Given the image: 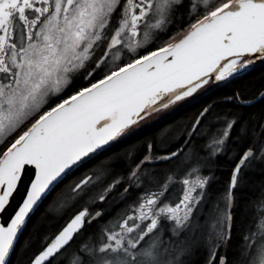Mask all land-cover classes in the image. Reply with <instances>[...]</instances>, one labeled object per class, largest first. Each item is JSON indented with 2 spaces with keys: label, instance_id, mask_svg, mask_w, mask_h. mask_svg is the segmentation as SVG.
<instances>
[{
  "label": "flooded vegetation",
  "instance_id": "obj_1",
  "mask_svg": "<svg viewBox=\"0 0 264 264\" xmlns=\"http://www.w3.org/2000/svg\"><path fill=\"white\" fill-rule=\"evenodd\" d=\"M84 1L90 2L0 0V94L17 87L23 65L30 59L39 85L64 83L63 91L48 94L23 124L120 69L114 68L113 61L122 46L114 38L121 25L133 35H139L145 25H156L160 35L182 33L192 21L237 0H171L163 12L157 7L159 0H101L102 5L109 2L96 10L105 19L101 28H87ZM71 17L72 28L65 22ZM262 64L148 111L68 171L34 209L45 203L50 218L64 215L61 226L47 236L35 256L76 214L85 212L82 228L46 264H249L251 249L264 236L263 188L242 207L244 225L236 258H230V250L239 197L248 191L249 178L264 165V121L238 152L231 144L239 120L234 115L215 112L213 103L186 121L181 115ZM263 93L251 103L263 99ZM237 102L251 105L240 98ZM152 131L153 136L138 142ZM247 134L243 125L239 136ZM249 150L253 154L239 167ZM189 151L192 158L185 161ZM220 161L229 167L228 179L222 177ZM63 182L66 185L60 186ZM172 227L175 233L170 232Z\"/></svg>",
  "mask_w": 264,
  "mask_h": 264
},
{
  "label": "water",
  "instance_id": "obj_2",
  "mask_svg": "<svg viewBox=\"0 0 264 264\" xmlns=\"http://www.w3.org/2000/svg\"><path fill=\"white\" fill-rule=\"evenodd\" d=\"M243 1L237 0L212 14L175 44L137 60L67 99L41 117L12 145L0 161V264L8 263L29 215L44 195L83 159L156 107L143 110L129 107L122 113H116L117 110L169 83L202 76L206 66L220 59L264 52V0L238 7ZM218 14L226 15L208 25ZM238 61L234 67H240L239 70L208 80L220 82L264 58L250 62L243 57ZM263 97L264 93L260 98ZM99 119L109 120L92 129L80 147L64 158L59 157L61 145L71 133ZM252 154V150L247 151L239 167ZM84 216L85 212L76 214L30 264H46L63 250L82 228Z\"/></svg>",
  "mask_w": 264,
  "mask_h": 264
},
{
  "label": "trees",
  "instance_id": "obj_3",
  "mask_svg": "<svg viewBox=\"0 0 264 264\" xmlns=\"http://www.w3.org/2000/svg\"><path fill=\"white\" fill-rule=\"evenodd\" d=\"M205 18L196 19L192 21L190 27L182 33H165L161 34L155 42L149 46L141 54L152 53L166 46L172 45L182 39L186 34L193 30L201 21ZM141 55V56H142ZM140 57L136 56L131 62H134ZM243 61V60H242ZM210 83H207V87L210 88ZM264 91V64L255 68L251 72L245 75L237 77L234 79L232 84L217 90L213 95L207 98L206 101L198 104L197 107L188 109L182 113L181 116L185 118H193L196 116L197 112L206 104H212L213 109L218 112L227 113L228 115H234L239 120L233 128L232 132V146H235L238 152H241L251 141V137L254 138L256 132L260 128V124L264 121V98L254 102L258 95ZM230 98L231 102L223 101ZM237 98L242 100V103L250 102L251 105H241L237 102ZM45 114V112H40L34 115L29 122L21 125L16 131H14L7 139H5L0 145V159L4 156L7 150L23 135H25L29 129ZM247 127L248 134L243 138L239 136L240 129L242 126ZM258 129V130H257ZM154 131L150 132L139 138L138 142L144 143L149 136H153ZM264 135V134H263ZM124 146H129V142ZM222 165V177L223 179H228L229 167L225 162L220 161ZM76 178H79L77 176ZM249 189L248 191L239 197L240 200V210L237 212L235 219V228L233 232L232 247L230 250V258H236L238 251L240 249V231L244 225V218L242 216V207L247 204L248 200L256 195L261 188L264 189V165L260 168L257 175L251 176L249 178ZM66 185L63 182L60 186ZM56 216L51 217L45 213V203H43L38 209L33 211L27 220L26 225L21 231L14 248L10 254L7 264H29L33 257L38 253L47 236L52 235L59 226L63 223V217Z\"/></svg>",
  "mask_w": 264,
  "mask_h": 264
},
{
  "label": "rangeland",
  "instance_id": "obj_4",
  "mask_svg": "<svg viewBox=\"0 0 264 264\" xmlns=\"http://www.w3.org/2000/svg\"><path fill=\"white\" fill-rule=\"evenodd\" d=\"M168 1L171 0L158 1L157 7L161 12H163L164 10L167 11V9L165 8L168 5ZM109 2H112V0H109ZM108 3H104L102 5L101 0H90V2L88 1L87 4V2L84 1L83 6L87 9V14L83 18V20L84 22H87V28L96 27L98 25L101 28L104 25L103 21L105 19H102L99 15H96V10L103 9L106 4L108 5ZM158 13L162 14L160 12ZM65 22L68 26H71V28L74 25L72 17L70 20L68 18ZM68 22L70 23L68 24ZM58 26L59 25L56 23L55 27ZM158 28L160 27L158 26ZM159 36V32L156 31V25L151 27L145 25L143 28H141L139 35H133V33L131 32H125V25H121L116 31L114 37L116 40H119L120 44L122 45L120 46L119 51H117L114 55V68L120 67L121 69L125 65H129L130 63H132L131 61L142 51L151 46ZM148 54L149 53L143 54L142 59L145 57V55ZM122 60H124V62L121 63ZM119 62L121 63V65H118ZM236 74L237 73L233 75ZM63 84V82L59 83L55 81H48L45 84L39 85L38 77L37 75H35L33 69V61L30 59L29 61H27V63H24L21 70V79L17 87H15L14 90L8 92L9 94L4 92H1L0 94V144L45 103L48 94L51 93L54 96L60 94V92H62L64 89ZM207 86L208 85H206V87ZM204 88L205 86L198 89V91ZM186 94H189V91L180 96ZM7 121L9 122L7 123ZM262 153L264 156V143ZM2 158L0 159V161L2 160ZM191 158L192 152L189 151L184 156V159H186L185 161H190ZM170 232L175 233V227H172V230H170ZM261 239L263 240L261 241ZM254 247L256 248L255 250L251 249V255H254H248L247 257L248 263L264 264V236L255 242Z\"/></svg>",
  "mask_w": 264,
  "mask_h": 264
},
{
  "label": "bare ground",
  "instance_id": "obj_5",
  "mask_svg": "<svg viewBox=\"0 0 264 264\" xmlns=\"http://www.w3.org/2000/svg\"><path fill=\"white\" fill-rule=\"evenodd\" d=\"M258 0H244L241 2L238 7H246L250 4L256 2ZM226 14H218L215 15L210 22L207 24L213 23L215 20L221 19ZM247 57L249 58L250 62L259 60L264 58V52H253L247 54H235L229 57L220 59L204 68L205 73L202 76H196L197 78H192L191 80L184 81L182 83H169L159 90L147 95L146 97L142 98L140 101L130 104L123 109H119L116 113H122L129 107L131 108H139L141 110L145 108H154L157 106L164 105L167 101L171 100L172 98L179 97L180 95L184 94L185 92L193 91V89L197 88L201 85L205 80L208 79H216L217 77L225 76L227 74H232L235 71L239 70L240 67H234V64L239 59ZM109 119H99L95 120L88 125L76 130L75 132L71 133L67 139L61 145V150L59 152V157L64 158L66 155L69 154L70 151L80 147V145L90 137V132L92 129L102 126L106 121Z\"/></svg>",
  "mask_w": 264,
  "mask_h": 264
}]
</instances>
